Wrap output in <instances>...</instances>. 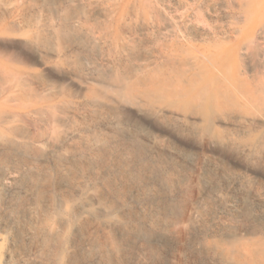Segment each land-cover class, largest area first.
I'll use <instances>...</instances> for the list:
<instances>
[{
  "label": "rangeland",
  "instance_id": "obj_1",
  "mask_svg": "<svg viewBox=\"0 0 264 264\" xmlns=\"http://www.w3.org/2000/svg\"><path fill=\"white\" fill-rule=\"evenodd\" d=\"M237 5L234 0H0V264H102L109 239L121 243L115 264H230L229 245L246 234V224H264V98L222 97V103L234 105L216 112V135L202 137L200 122L176 124L164 107L130 104L113 79L105 82L92 68L103 65L114 79L122 71L120 50L97 32L122 24L139 46L135 66L161 68L178 80L184 64L168 56L184 54L194 62L199 49L210 44L231 48ZM86 32L95 43L91 51L77 43ZM252 42L253 54L248 49L238 60L218 56L216 73L223 77L222 67L235 72L241 90L264 80V36L258 33ZM175 43L184 46L183 54L166 46ZM197 95L194 89L188 98ZM52 111L61 122L49 129ZM244 117L250 123L243 126ZM169 126L179 140L164 131ZM63 174L68 186L61 183ZM32 175L54 184L41 203ZM257 188L263 199L252 200L247 217L245 202ZM69 192L71 216L56 210L58 219L49 218L51 197ZM85 199L102 208L97 216L83 209ZM186 205L189 212L180 221ZM43 229L68 241L65 257L44 258ZM259 233L247 239L264 241Z\"/></svg>",
  "mask_w": 264,
  "mask_h": 264
},
{
  "label": "bare ground",
  "instance_id": "obj_2",
  "mask_svg": "<svg viewBox=\"0 0 264 264\" xmlns=\"http://www.w3.org/2000/svg\"><path fill=\"white\" fill-rule=\"evenodd\" d=\"M235 1L238 3L237 6L239 18H237L238 22H236L237 20H235V23H237V27L235 28L237 37L236 42L232 45L231 48H219L218 46L210 44L206 47H203V49H199V54L195 57V61L193 62L191 61V58L187 59V57H184V46H181L177 43L166 45L171 48V50L169 49L170 51L183 54L181 56L179 54L172 53L170 56H168L169 59H173L174 57L178 56L184 64L182 73L178 71L179 74L176 76L179 77L178 80L175 79L173 81V79L166 77V73L161 68L150 70L148 65H146L145 63L138 64L136 67L134 61H136L138 58L139 46L135 40L126 37L122 29V24H118V26H116L117 28L105 25L103 28L97 30V32L102 37V40L108 42L107 39L109 38L112 45H116L117 49L120 50L119 61L121 63L122 71L114 79L112 77L113 71H107L106 69H104L103 65L101 66L94 64L92 70L94 73L102 77L105 82L113 79L115 81L114 86L117 88L119 95L122 98H125L128 103L139 105L140 101H147L151 105L160 106L161 108L164 107L166 109V113L170 115L173 123L193 125L196 121H198L201 124V136L213 138L216 135V112L220 109H228L229 107L233 106L234 104L226 103L227 101H229V99L238 97V94L250 98L257 93H259L260 99L264 98V80H261V82H259L258 84H249L248 86H246V89L241 90L240 87L238 88V79L235 72H230V70H226L227 67H222L220 70H225L224 76L220 77L216 73V68L218 67L217 64L219 63L218 56L226 58L230 57L231 59L238 60L245 51L250 49L251 46L253 48V45H250L251 43H253L252 41H254V43L256 44L255 38L258 33L264 36V0H234V2ZM92 32L95 33L94 31ZM91 35V32H86L84 34H79L76 38L78 45L82 47L84 51H91L95 48V43ZM250 51L253 54L252 49H250ZM184 83L187 84L186 87L184 86ZM197 85H199V88H195ZM193 88L198 90V95L188 98V94L189 92L194 90ZM175 97L179 98L178 100H176V102L173 101ZM222 97H225L227 101L222 103ZM239 104L243 103L241 102ZM261 105L264 106V99ZM128 116L130 120L136 119V115L129 114ZM139 117H141L140 120L142 122L149 124L150 127L154 129H160V127L156 123L151 122V120H149L148 118L143 116ZM249 119L250 118L246 117L242 118V125H248L250 123ZM60 122L61 120L60 118H58L57 113L52 111L51 117L46 121L45 126H48L49 129H51ZM164 131L171 135L173 138L177 140L180 139L179 134L175 132L174 126H169L168 128L164 129ZM121 132L123 133V131ZM137 144L138 141H133L132 145L134 150H136L135 148L137 147ZM151 163H153L152 160ZM151 174H153V172ZM31 178H33L37 183V201L41 203L43 200L44 190L51 189L54 185L53 181L51 178H46V180L41 183L40 178L36 175H32ZM61 183L67 186L70 184L66 174H63L61 176ZM251 193L253 195L250 194V199L247 201L245 200L247 207H245L244 210L247 217H249L253 211L251 210V206L254 203L252 200H256L258 197L262 198L258 188L254 190L251 189ZM50 203L51 204L48 214L50 216L49 218L58 219V217L55 216L56 210L57 212L65 213L67 217L71 216V192L58 200L51 197ZM81 206L83 207V209L89 211L94 216H97L102 210V208H93L86 199L83 200ZM188 212L189 206L186 205L184 207V213H182L178 217V219H180V221H183ZM151 218L153 219V217ZM262 226H264L263 223H257L249 227L246 224L247 228L244 229V231H246V234L241 235L240 238H238L234 242H231L229 245L228 255L226 256V258L230 264H252V261H259L264 264V241H253V239L250 240V238L247 239V237L260 234L259 232L261 231L264 232V227ZM62 228L65 230V232L70 231L71 218L64 224ZM41 235L43 237L44 258L55 257L58 259L63 258L68 254V241L65 238L58 237V235H56L52 230L43 229ZM147 242L149 241L147 240ZM106 247L107 249L103 250L100 253L101 263L115 264L118 256V251L121 248L120 241L117 239H109L107 241Z\"/></svg>",
  "mask_w": 264,
  "mask_h": 264
}]
</instances>
